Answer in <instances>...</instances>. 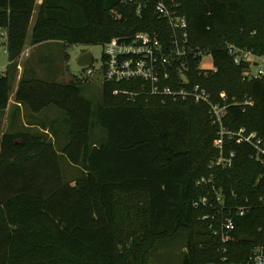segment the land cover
<instances>
[{"label": "trees", "instance_id": "1", "mask_svg": "<svg viewBox=\"0 0 264 264\" xmlns=\"http://www.w3.org/2000/svg\"><path fill=\"white\" fill-rule=\"evenodd\" d=\"M179 2L191 44L208 49L218 69L209 78L194 73L193 83L207 88L216 102L221 92L241 101L253 97L252 106H231L225 124L264 138V76L244 80L247 65H237L227 47L264 55V0ZM36 8L37 0H0L10 61L0 76L1 115ZM39 9L33 46L57 42L67 51L75 44L105 45L114 37L157 31L163 24L154 8L139 17L121 0H43ZM113 9L123 17L115 18ZM34 69L24 70L12 112L19 118L23 107L27 124L38 128L9 131L11 118L0 136V264H127L130 250L146 244L152 251L158 241L180 236L187 241L181 264H225L224 257L241 264L264 246V165L252 159L250 144L227 141L226 155L236 153L233 167H210L219 154V128L207 105L163 104L146 95L133 100L131 93L148 94L143 83L104 81L94 122L83 76L44 79ZM51 107L62 118H39ZM65 161L81 175L67 179ZM203 197L209 205L197 207ZM240 207L247 208L244 216L236 214ZM230 211L236 228L223 242L222 219Z\"/></svg>", "mask_w": 264, "mask_h": 264}, {"label": "built area", "instance_id": "2", "mask_svg": "<svg viewBox=\"0 0 264 264\" xmlns=\"http://www.w3.org/2000/svg\"><path fill=\"white\" fill-rule=\"evenodd\" d=\"M122 5L133 8L139 17L145 11L154 8V12L163 20L157 31H142L130 36L112 38L105 46L104 53V81L111 83L140 82L143 92L148 94L131 93L133 100L137 96L159 97L163 104L167 101H194L209 107V117L214 126L219 128L215 147L219 154L211 161L210 167L232 168L236 153L226 155L227 141L248 143L254 148L252 159L264 165V138L257 132L247 128L232 130L226 126L229 109L233 105L252 106L253 97L244 101L236 97L230 99L226 92H221L220 100L214 101L212 94L200 83H193L194 73L209 78L217 72L213 55L208 49L191 44L189 24L181 13L179 0H121ZM112 14L117 19L122 13L113 9ZM228 50L237 65L246 64L244 80H256L264 76V55L249 48L227 45ZM94 70L89 66L86 77L93 75ZM206 182L205 178L199 183ZM197 207L208 206V197H203L195 203ZM246 207L237 209L238 216H244ZM236 228V218L232 211L222 219L221 238L227 242ZM219 233V231H216ZM227 257L223 258L225 264ZM241 264H264V246L257 247L251 253L248 261Z\"/></svg>", "mask_w": 264, "mask_h": 264}, {"label": "rangeland", "instance_id": "3", "mask_svg": "<svg viewBox=\"0 0 264 264\" xmlns=\"http://www.w3.org/2000/svg\"><path fill=\"white\" fill-rule=\"evenodd\" d=\"M41 3L42 0H39L38 6L36 8L37 10L34 13L32 25L29 30V38H31L32 36L33 26L40 12L39 8L41 6ZM6 36L7 34H0V76L5 73L9 63V57L6 50ZM28 47L26 45L25 51L21 56L22 61L21 58L19 61V64H22V68L24 70L26 69L28 71L29 69L35 68V73L39 74V77L44 79L59 78L61 79V81L68 79L66 77L64 78L63 76L61 77L60 71L62 67L69 68L72 73L78 75L80 78L83 76V96L92 102L94 110L93 121L96 122L97 112L99 111L100 105L103 103L104 100L103 58L105 53V46L102 44H75L70 46L67 51L65 44L51 42L45 43L38 47L35 46L34 49H31L32 47L30 45ZM87 52H91L94 57V64L91 66V68L94 70V74L88 77H86L87 75L85 74L86 68H82L78 65V60L80 59V57ZM65 53H68V61L65 60ZM29 54L30 56H28ZM32 62H35L34 67ZM30 65L32 67H30ZM24 66L26 67L24 68ZM67 75H69V72ZM52 108L53 109L48 111L49 113L47 114H51V117L55 115L54 112H59V114H61L59 117L62 118V113L56 107ZM11 113L12 112H8V114L4 113L2 115L0 113V136H2L8 130L11 124L10 118H7V115H11ZM14 119L15 120L12 125L14 127L11 128L12 130L9 131L24 132L27 129L26 123L28 120L23 116V114L19 118L15 117ZM95 127L106 134L103 128L96 125ZM64 168L68 171L69 174V176L65 174L67 179H72L74 178V176H76V174L81 175L82 173L81 169H78L75 166H71L68 161H65ZM186 242V237L183 236L172 240H160L156 243L155 247H153L154 249H152V251L145 250L146 244H143L141 246L136 247L138 248L137 250H130L132 258L127 264H181L184 259L185 252L187 250Z\"/></svg>", "mask_w": 264, "mask_h": 264}, {"label": "crops", "instance_id": "4", "mask_svg": "<svg viewBox=\"0 0 264 264\" xmlns=\"http://www.w3.org/2000/svg\"><path fill=\"white\" fill-rule=\"evenodd\" d=\"M38 3H39V0H37V6H38ZM42 3H43V0H42ZM41 3V4H42ZM37 10V9H36ZM35 10V11H36ZM33 18H34V16H33ZM36 20H37V18H36ZM36 20H35V23H36ZM32 21H33V19H32ZM35 23H34V26H35ZM31 25H32V22H31ZM34 26H33V30H34ZM0 34L2 35H5V34H7V32L6 31H4V30H0ZM5 37V36H4ZM6 38H7V36H6ZM7 45V44H6ZM31 46L32 48L31 49H34V47L36 46V47H38L39 45H34L33 46V44L31 43V38H29L28 39V42H27V47L28 46ZM29 48V47H28ZM30 49V48H29ZM6 50H7V47H6ZM30 51H32V50H30ZM8 53V52H7ZM28 56H30V54L28 55ZM9 57V56H8ZM25 58H27V57H25ZM31 58V57H30ZM21 61H22V58H21ZM24 61V60H23ZM26 62H27V60H26ZM9 64H10V61H9V63H8V66H9ZM21 64V63H20ZM19 64V74H18V77H17V80L15 81V84H14V87H13V91H12V96H11V100H10V103H9V106H8V108L6 109V112L5 113H7L8 114V112H14V110H16V106H17V102L15 101V93H16V91H17V89H18V86H19V83H20V81H21V79H22V76H23V73H24V69L22 68V64L20 65ZM32 64H33V67L35 66V62H32ZM31 64V65H32ZM26 65V64H25ZM30 65V67H32ZM8 66H7V68H8ZM27 66V65H26ZM26 66H24V68L26 67ZM28 71H30V69L28 70ZM6 72V71H5ZM68 72H69V75H67L68 74ZM5 74V73H4ZM66 77V78H68V79H71V78H73L74 76H76L77 78H78V75H76V74H74V73H72L70 70H69V68H68V70L66 69V71H64V73L63 72H61V77ZM60 77V78H61ZM58 80H60L61 81V79H58ZM62 81H65V80H62ZM20 106V105H19ZM51 109H53L52 107L51 108H48V109H46L45 111H43L41 114H39V117H41V119H47V120H55V119H57L61 114H59V112H54L55 113V115L54 116H51L50 117V115L51 114H47V113H49L48 111H50ZM21 111H22V113H21V115L23 114V116H24V109H23V107H21ZM11 113V115H7V118L9 117L10 118V122H11V118L12 119H14V117H15V115H14V113ZM42 116H44V117H42ZM8 120V119H7ZM26 127L27 128H32L33 130H36L38 127H32V126H29V124H27L26 123ZM52 137V136H51ZM53 140H54V142H56L57 143V141H58V138L57 137H55V136H53ZM66 170V169H65ZM66 174H67V176H69V174H68V171L66 170ZM71 179V178H70Z\"/></svg>", "mask_w": 264, "mask_h": 264}, {"label": "water", "instance_id": "5", "mask_svg": "<svg viewBox=\"0 0 264 264\" xmlns=\"http://www.w3.org/2000/svg\"><path fill=\"white\" fill-rule=\"evenodd\" d=\"M93 64H94V57L91 52H87L83 54L78 60V65L82 68L92 66Z\"/></svg>", "mask_w": 264, "mask_h": 264}]
</instances>
